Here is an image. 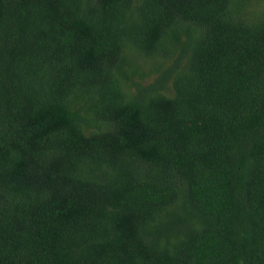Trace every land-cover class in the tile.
<instances>
[{
    "label": "trees",
    "instance_id": "16d2710c",
    "mask_svg": "<svg viewBox=\"0 0 264 264\" xmlns=\"http://www.w3.org/2000/svg\"><path fill=\"white\" fill-rule=\"evenodd\" d=\"M0 264H264V0H0Z\"/></svg>",
    "mask_w": 264,
    "mask_h": 264
}]
</instances>
